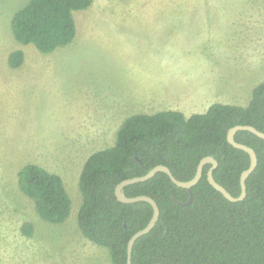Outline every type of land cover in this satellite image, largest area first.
Wrapping results in <instances>:
<instances>
[{"label":"rangeland","instance_id":"374dc122","mask_svg":"<svg viewBox=\"0 0 264 264\" xmlns=\"http://www.w3.org/2000/svg\"><path fill=\"white\" fill-rule=\"evenodd\" d=\"M27 1L0 0V264H112L78 227L85 158L113 145L130 114L247 104L264 79V0H93L73 12L72 42L48 53L13 36ZM14 49L25 54L16 68ZM27 163L61 176L63 222L41 218L20 189Z\"/></svg>","mask_w":264,"mask_h":264},{"label":"trees","instance_id":"16d2710c","mask_svg":"<svg viewBox=\"0 0 264 264\" xmlns=\"http://www.w3.org/2000/svg\"><path fill=\"white\" fill-rule=\"evenodd\" d=\"M93 0H28L11 18L13 36L43 53L62 47L75 37V10ZM25 58L21 49L7 54L10 67ZM236 124L264 132V79L256 83L247 104L212 102L202 112L186 116L178 109L133 113L122 120L114 144L90 153L84 160L78 186L82 202L79 230L92 243L108 249L112 264H126L131 235L150 220L153 207L145 200L122 202L115 195L121 180L142 175L151 167L167 166L178 180L192 178L205 156L217 165L214 180L232 196L240 193V174L248 167L247 151L227 140ZM235 141L252 147L257 163L245 178V196L231 201L207 179L211 162L202 165L199 180L189 191L164 171L126 184V196L148 195L157 204L154 226L138 236L131 264H264V138L247 129L234 133ZM20 189L34 202L41 218L63 222L71 201L61 176L41 164L27 163L17 174ZM24 222L23 234L31 233Z\"/></svg>","mask_w":264,"mask_h":264},{"label":"water","instance_id":"95a60500","mask_svg":"<svg viewBox=\"0 0 264 264\" xmlns=\"http://www.w3.org/2000/svg\"><path fill=\"white\" fill-rule=\"evenodd\" d=\"M238 129H247L253 133H255L256 135H258L261 138H264V132L256 129L255 127H253L252 125H247V124H236L232 127H230L228 129L227 132V140L230 144H232L235 147L241 148L245 151L248 152L249 157H250V163L248 165L247 168H245L241 174H240V186H241V190L240 193L237 196H232L222 185H220L219 183H217L212 175V170L213 168L217 165V161L212 157V156H205L204 158H202L197 166V170L194 174V176L188 180H178L176 179L171 171L169 170V168L167 166L161 165V164H157L153 167H151L146 173L142 174V175H138V176H134V177H130V178H126L121 180L119 183H117V185L115 186V195L117 197L118 200L122 201V202H133V201H137V200H145L148 201L152 207H153V213L152 216L150 218V220L148 221V223L142 228L139 229L138 231L134 232L131 237L128 240V245H127V261L126 264H131L130 258H131V249H132V245L135 241V239L140 236L141 234L149 231L155 224L157 218H158V207L156 202L148 195H136V196H126L123 193V187L126 184L129 183H133V182H138V181H143L146 180L148 178H150L151 176L154 175V173L156 171H164L166 172L169 177L171 178V180L177 184L178 186L181 187H185L188 189L189 191V199L186 203H189L193 197L192 191H191V186H193L200 178L201 176V172H202V165L205 162H211L212 165L211 167L208 169L207 171V179L209 181V183L215 187L217 190H219L227 199L231 200V201H236V200H241L244 198L246 190H245V178L247 177V175L254 169L256 163H257V157H256V153L254 151V149L246 144L243 143H239L237 141H235L234 139V133L235 131H237ZM156 264H160V263H156Z\"/></svg>","mask_w":264,"mask_h":264},{"label":"crops","instance_id":"0c3cea01","mask_svg":"<svg viewBox=\"0 0 264 264\" xmlns=\"http://www.w3.org/2000/svg\"><path fill=\"white\" fill-rule=\"evenodd\" d=\"M151 11H154V12H152V14H166V13H168V12H164V10H161V11H159V10H151ZM201 14V13H200ZM170 109H176V108H170ZM206 109V108H205ZM178 110H180V109H178ZM202 111H204V110H202ZM202 111H198V112H202ZM194 113V112H193Z\"/></svg>","mask_w":264,"mask_h":264}]
</instances>
